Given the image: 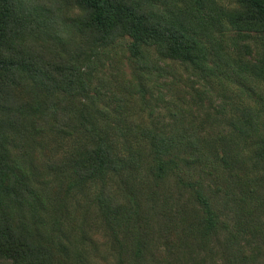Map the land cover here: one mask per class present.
<instances>
[{
    "label": "trees",
    "instance_id": "trees-1",
    "mask_svg": "<svg viewBox=\"0 0 264 264\" xmlns=\"http://www.w3.org/2000/svg\"><path fill=\"white\" fill-rule=\"evenodd\" d=\"M143 1L75 0L83 10L81 41L106 44L121 38L136 58L144 56V44L171 59L202 64L203 47L182 29L190 13L160 14ZM236 1V21L258 33L262 50L256 56L257 68L264 77V0ZM22 4L28 9L27 0H0V264H141L149 256L165 259L178 257V252L184 259L194 258L189 250L194 245L210 252L228 226L212 192L193 172L198 152L183 151L185 146L175 144L153 123L139 129L136 144L121 128L123 139L109 135V124L98 123L85 110L87 101L95 103V98L87 91L89 77L83 65L59 35L43 44L33 40L50 28L45 21L31 23L20 10ZM253 114L244 112L229 125L239 137L252 139L253 158L264 165V119L260 125L259 113ZM75 135L82 139L73 148L61 146ZM231 175L239 188L236 202L252 204L250 200L258 195L250 187L253 178L237 171ZM165 182L176 185L182 198L171 197L164 201L166 209H158L159 189ZM95 184L96 215L112 239L111 250L103 254L91 243L90 252L64 215L75 193ZM160 214L167 226L163 232ZM238 225L240 235L225 238L223 264L245 258L254 262L261 253L243 223Z\"/></svg>",
    "mask_w": 264,
    "mask_h": 264
},
{
    "label": "rangeland",
    "instance_id": "rangeland-1",
    "mask_svg": "<svg viewBox=\"0 0 264 264\" xmlns=\"http://www.w3.org/2000/svg\"><path fill=\"white\" fill-rule=\"evenodd\" d=\"M143 2L160 14L190 13L189 22L183 24L179 19V23L188 38L203 47L202 64L171 59L155 46L144 44V56L136 58L121 38L106 44L83 43L79 22L83 10L75 0H27L28 9L22 4L20 10L26 12L31 23L42 25L45 21L49 25L50 32L32 36L33 40L43 44L59 35V41L66 43L71 55L83 65V71L89 77L87 91L95 98V103L87 101L85 110L93 114L98 123L109 124V135L123 139L124 132L136 144L134 136L138 135L139 129L153 123L165 130L164 135L173 137L175 144L185 146L187 150L183 151L195 150L199 154V161L193 162V172L205 183L208 192H212L213 203L217 210H222L221 219L228 229L221 231L220 239L213 242L210 252L194 245L189 249L194 258L187 256L184 259L178 252V257L168 255L165 259L160 255L149 256L141 264H223L222 251H226L228 243L225 238L240 235L237 233L241 228L239 221L250 240L259 243L261 253L257 261L245 258L238 259L236 264H264V165L253 158L252 139L239 137L229 125L247 111L252 115L259 113L260 125L264 119L261 103L264 77L257 68L256 59L262 50L258 33L236 21L235 13L239 8L236 0ZM31 6L36 9L32 10ZM39 13L42 20L36 21ZM79 100L84 101L82 97ZM80 139L76 135L65 138L61 146L69 150ZM191 142L194 146L189 144ZM223 155L226 158L222 159ZM236 171L243 177L253 178L250 187L256 189L258 195L250 200L252 204L236 202L240 197L239 188L231 175ZM165 183L159 189L158 209L162 206L166 209L168 206L164 201H171V197L174 200L182 198V191H178L176 185L169 187V183ZM96 190L95 184L83 193H75L67 203L64 215L75 224L72 232L76 238L83 239L90 252V243L96 244L103 254L111 250L112 239L96 215L98 206L93 203ZM233 193L236 200L232 198ZM162 216L159 215V223L163 232L167 226ZM57 217L64 226V219L58 214ZM156 235L154 229L153 236ZM185 249L189 251L186 246Z\"/></svg>",
    "mask_w": 264,
    "mask_h": 264
}]
</instances>
